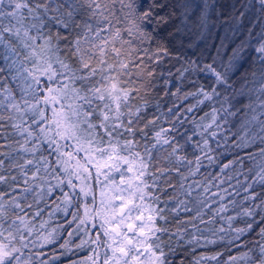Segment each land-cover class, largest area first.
I'll return each mask as SVG.
<instances>
[{"label": "snow or ice", "instance_id": "obj_1", "mask_svg": "<svg viewBox=\"0 0 264 264\" xmlns=\"http://www.w3.org/2000/svg\"><path fill=\"white\" fill-rule=\"evenodd\" d=\"M73 249L264 264V0H0V264Z\"/></svg>", "mask_w": 264, "mask_h": 264}, {"label": "trees", "instance_id": "obj_2", "mask_svg": "<svg viewBox=\"0 0 264 264\" xmlns=\"http://www.w3.org/2000/svg\"><path fill=\"white\" fill-rule=\"evenodd\" d=\"M222 2H224V0H222ZM223 35V31L222 29H220L219 27L216 29H213L211 34L208 36L207 39V44L211 47V46H218L219 44V40L218 37ZM191 55V53H189ZM255 149H250V151H254ZM231 158V157H229ZM250 165L246 163L245 167H249ZM209 171H212L213 173L216 171V169H209ZM64 217L61 214H57L56 217H53V219L50 221V227H55L57 224H61L64 223ZM70 219V217H69ZM65 227L68 228V226L65 224ZM75 227V224L72 225V228ZM72 228H68V231H71ZM66 238V235L62 236L60 238V240L57 242V244L55 245L56 251L59 252L61 251V249L59 248V244L63 243V240ZM78 239L74 240V243H78ZM45 251H48L49 254H51L50 248H46ZM201 251H205L204 249H198L197 252H201ZM215 251H224L223 246L220 245H214V246H209L207 249L208 253H214ZM88 254L87 250H81V251H76L75 249H73L72 252H69L66 254V256L61 257L60 261L58 262H54V264H71L72 260H76V259H82L84 256H86ZM181 255L185 256V259H188V255H187V251L185 250L184 253H181ZM228 255V253H225V257L226 258ZM179 258V256L177 257V259Z\"/></svg>", "mask_w": 264, "mask_h": 264}]
</instances>
